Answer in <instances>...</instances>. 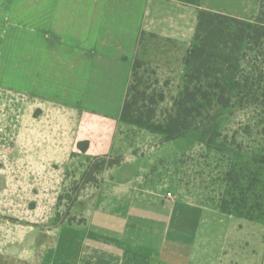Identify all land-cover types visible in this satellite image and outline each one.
Here are the masks:
<instances>
[{
	"label": "crops",
	"instance_id": "1",
	"mask_svg": "<svg viewBox=\"0 0 264 264\" xmlns=\"http://www.w3.org/2000/svg\"><path fill=\"white\" fill-rule=\"evenodd\" d=\"M200 8L244 20L257 14V3L252 10ZM196 22V8L177 1L0 0V93L10 97L0 118L12 144L7 173L29 176L25 190H49L53 184L32 176L62 175L75 159H122L100 174L98 185L88 184L62 223L26 232L0 264L213 262L207 209L167 198L169 184L155 175L164 159L156 156L160 144L143 148L131 134L138 130L119 121L140 34L180 48L170 56L176 68L168 69L181 79ZM80 142L89 144L85 154ZM129 162L135 170L127 175ZM221 262L217 257L215 264Z\"/></svg>",
	"mask_w": 264,
	"mask_h": 264
},
{
	"label": "rangeland",
	"instance_id": "2",
	"mask_svg": "<svg viewBox=\"0 0 264 264\" xmlns=\"http://www.w3.org/2000/svg\"><path fill=\"white\" fill-rule=\"evenodd\" d=\"M256 3L257 0H239V5L233 3V0H203L200 4L224 10L231 5L240 10H252ZM252 48L253 51L248 54L249 60L256 64L264 62V49ZM173 55H180L177 45L159 37L147 36L136 53L142 64L139 70L142 80L152 90L162 92L165 96L164 102L159 106L161 109L170 106V101L177 95L181 84L178 75L168 69L169 66L176 68L177 63L170 61V56ZM8 96L0 93V117L6 113L1 109H5L7 102H10ZM14 97L22 103L21 96ZM213 114L216 115L213 122L190 133L185 139L162 142V136L137 128L135 130L138 131L131 134L135 140L143 142V148H154L160 144V152L156 156L160 155L164 159H159L160 170H156L155 175L156 179L167 181L172 197L207 209L208 213L204 215L206 230L205 227L203 230L208 238L209 259H213L210 264H215L217 257L222 261L221 264H262L264 169L259 171L261 186L251 187L243 198L239 193H233L236 199L245 198V212L250 210L255 216L261 214L259 220L248 221L249 225L244 226L241 224L244 221L228 218L225 216L228 214L223 213L220 208L229 202L227 192L230 186L224 180L226 173L233 169L235 173L245 175L254 170L250 157L261 144V130L264 128L262 109L256 105L243 109L217 108ZM7 133L5 122L0 118V138L4 140L0 142V262H6L13 247L22 246L26 232L48 230L62 223L73 200L90 187L82 182L88 160L75 159L74 164L62 175L32 176L37 183L53 184L52 189L25 190L24 183L28 182L29 176L7 173V168L12 167L11 160L6 156L8 146H12L5 142ZM213 134L219 135L215 138L218 142H224L225 152L218 153L202 143ZM146 142L150 145L147 146ZM162 169L166 170L165 174ZM123 170L128 175L132 174L130 171L133 172L135 167L129 162L124 165ZM99 180L100 175L92 186L98 185ZM255 204L261 206L259 211Z\"/></svg>",
	"mask_w": 264,
	"mask_h": 264
},
{
	"label": "trees",
	"instance_id": "3",
	"mask_svg": "<svg viewBox=\"0 0 264 264\" xmlns=\"http://www.w3.org/2000/svg\"><path fill=\"white\" fill-rule=\"evenodd\" d=\"M168 1H177L197 10L196 27L183 59L178 93L171 99L169 107L159 108L165 96L145 84L139 74L141 61L135 57L119 121L160 135L162 142H171L185 139L190 133L213 122L216 119L213 112L217 108L243 109L256 105L262 109L264 116V62L252 63L248 56L253 51L252 47L264 49V0L257 1V14L253 20L202 9L200 0ZM146 36L157 38L142 32L138 49ZM217 136L213 134L202 143L218 153L225 152L226 146L215 139ZM261 137V144L250 157L254 170L241 175L232 169L224 178L226 185L230 186L227 192L229 202L220 207L221 211L246 221L259 220L261 214L255 216L250 210L245 212V198L236 199L234 192L243 198L251 187L262 185L259 171L264 169V128ZM88 147V142L77 144L81 154H85ZM121 162L118 157L88 160V168L82 176L83 184H95L98 175L105 169ZM255 206L259 211L261 206Z\"/></svg>",
	"mask_w": 264,
	"mask_h": 264
},
{
	"label": "built area",
	"instance_id": "4",
	"mask_svg": "<svg viewBox=\"0 0 264 264\" xmlns=\"http://www.w3.org/2000/svg\"><path fill=\"white\" fill-rule=\"evenodd\" d=\"M166 197L169 198V199L172 198V196H171L170 193H168V194L166 195Z\"/></svg>",
	"mask_w": 264,
	"mask_h": 264
}]
</instances>
